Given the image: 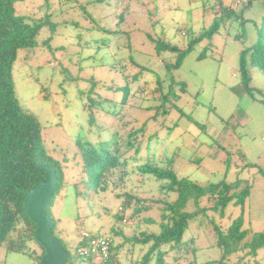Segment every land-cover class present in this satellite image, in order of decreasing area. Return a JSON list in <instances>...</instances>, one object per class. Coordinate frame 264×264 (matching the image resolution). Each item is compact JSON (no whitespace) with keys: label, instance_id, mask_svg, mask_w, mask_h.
I'll use <instances>...</instances> for the list:
<instances>
[{"label":"rangeland","instance_id":"rangeland-1","mask_svg":"<svg viewBox=\"0 0 264 264\" xmlns=\"http://www.w3.org/2000/svg\"><path fill=\"white\" fill-rule=\"evenodd\" d=\"M15 9L30 23L48 20L54 26L42 27L35 49L18 52L12 77L20 106L36 117L46 151L63 167L62 191L49 210L57 220L55 235L71 255L80 236L88 234L110 239L113 264L141 261L148 245L136 240L159 233L169 196L160 189L162 182L139 173L146 163L198 185L249 186L244 205L230 203L223 217L207 211L189 219L184 243L172 251L164 246L162 264L221 261L213 226L225 231L240 215L245 228L264 232V106L259 102L264 74L251 71L252 95L239 75L240 53L257 42L264 25V0L237 6L232 0H25ZM212 27L215 31L194 44L177 69H166L176 54L157 53L158 44L185 50ZM125 84L130 95L121 105L122 92L113 89ZM98 96L112 100L105 105L115 112L94 110L92 124L85 102ZM144 122L129 149V134ZM115 133L126 171L121 181L116 175L106 192L95 194L81 183L75 142H110ZM197 205L211 203L202 197ZM194 209L189 202L186 211ZM27 248L32 257L6 255L2 246L0 264H34L42 249L33 241ZM223 262L264 264V249Z\"/></svg>","mask_w":264,"mask_h":264},{"label":"trees","instance_id":"trees-1","mask_svg":"<svg viewBox=\"0 0 264 264\" xmlns=\"http://www.w3.org/2000/svg\"><path fill=\"white\" fill-rule=\"evenodd\" d=\"M23 1L25 0H0V248L5 247L6 255L19 253L31 256L27 248L28 242L38 243L34 238L36 225L29 220L25 212L26 194L47 179L46 171L37 169L44 167L55 172L57 178L55 198L62 191L63 167L46 151L40 123L34 115L20 106L15 94L12 72L18 52L35 49L38 45L36 38L45 25L48 24L54 30L53 24L48 20L30 23L24 16L19 15L15 5ZM105 1L107 0H97L99 3ZM229 11L223 10L224 15H227ZM214 31L215 27H212L208 32L193 39L185 50L163 43L156 46V51L157 53L169 51L176 54L175 63L166 66L169 71L175 70L181 65L191 47ZM252 70L264 74V25L258 30L257 42L252 47L242 50L239 56V75L249 95H252L254 91L250 87ZM159 83L157 81L158 85ZM117 91L122 92L121 105H126L130 95L129 85L114 87L113 93ZM97 99L89 98V101L85 102L89 122L92 124L95 122L94 110H103L111 116H114L115 112L105 105V102L112 100H103L100 96ZM259 102L264 106V99H260ZM145 126L144 122L140 129L129 134L127 144L129 149L134 148L131 141L136 142L137 134H142ZM116 134L110 142L98 144L80 140L75 142L81 161L79 170L81 183L95 194L106 192L110 184H114L113 178L119 175L120 180L126 171V161L123 160L120 148L115 142ZM139 151L140 143H137L134 149L135 155ZM138 171L157 182H162L160 189L169 194V201L166 200L160 215L159 233L146 235L136 240L143 245H148V251L137 264H150L153 259L156 264H162L166 254L163 250L164 246H170L172 251L184 243L183 236L188 228L189 219L197 215H206L207 211L216 212L223 217L230 203L243 206L249 195V186L240 181L233 184L221 181L216 184L198 185L188 179L178 178L169 169L149 163L140 165ZM171 197L172 200H170ZM202 197H207L211 203L209 208L198 207L197 203ZM189 202L195 206L193 212L186 211ZM50 205L45 208V211L52 220V230L56 237L57 220L52 217ZM128 205L129 203H125L124 208ZM115 218L121 220L118 216ZM213 229L217 236V246L222 250V260L211 262V264H226L223 262L224 258L237 253L254 257L259 249H264V232H253L245 228L242 215L235 218L225 231L220 230L216 225ZM40 248L42 253L33 257L34 264H40L45 254L43 247L40 246ZM112 257L111 254L110 264H113ZM74 259L80 261L69 253L65 264H75Z\"/></svg>","mask_w":264,"mask_h":264},{"label":"water","instance_id":"water-1","mask_svg":"<svg viewBox=\"0 0 264 264\" xmlns=\"http://www.w3.org/2000/svg\"><path fill=\"white\" fill-rule=\"evenodd\" d=\"M37 169L46 171L47 179L40 182L37 188L28 191L24 207L27 217L36 225L35 241L45 251L40 264H65L69 258V252L64 244L54 236L52 220L45 211L54 198L57 178L55 172L49 168L38 167Z\"/></svg>","mask_w":264,"mask_h":264},{"label":"built area","instance_id":"built-area-1","mask_svg":"<svg viewBox=\"0 0 264 264\" xmlns=\"http://www.w3.org/2000/svg\"><path fill=\"white\" fill-rule=\"evenodd\" d=\"M237 6L244 0H232ZM111 241L102 236H91L82 234L74 248V256L83 262H93L96 264L111 263Z\"/></svg>","mask_w":264,"mask_h":264}]
</instances>
